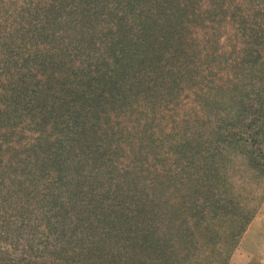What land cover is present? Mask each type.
<instances>
[{"label":"trees","instance_id":"16d2710c","mask_svg":"<svg viewBox=\"0 0 264 264\" xmlns=\"http://www.w3.org/2000/svg\"><path fill=\"white\" fill-rule=\"evenodd\" d=\"M264 201V0H0V264H230Z\"/></svg>","mask_w":264,"mask_h":264},{"label":"rangeland","instance_id":"374dc122","mask_svg":"<svg viewBox=\"0 0 264 264\" xmlns=\"http://www.w3.org/2000/svg\"><path fill=\"white\" fill-rule=\"evenodd\" d=\"M230 264H264V201L246 229Z\"/></svg>","mask_w":264,"mask_h":264}]
</instances>
